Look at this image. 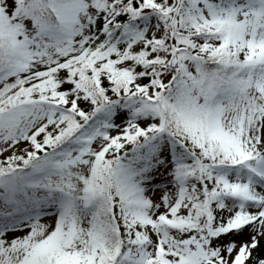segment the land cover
Listing matches in <instances>:
<instances>
[{
  "label": "snow or ice",
  "instance_id": "obj_1",
  "mask_svg": "<svg viewBox=\"0 0 264 264\" xmlns=\"http://www.w3.org/2000/svg\"><path fill=\"white\" fill-rule=\"evenodd\" d=\"M0 264H264V0H0Z\"/></svg>",
  "mask_w": 264,
  "mask_h": 264
}]
</instances>
